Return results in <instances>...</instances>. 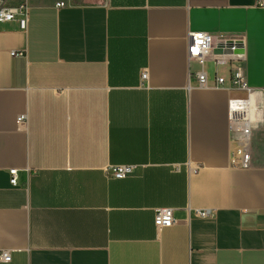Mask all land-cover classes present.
Masks as SVG:
<instances>
[{
    "label": "crops",
    "instance_id": "0c3cea01",
    "mask_svg": "<svg viewBox=\"0 0 264 264\" xmlns=\"http://www.w3.org/2000/svg\"><path fill=\"white\" fill-rule=\"evenodd\" d=\"M29 1L26 30L0 26V264H264V122L251 167H232L236 93L200 88L188 56L192 32L242 39L260 105L264 5ZM160 208L173 226L156 228Z\"/></svg>",
    "mask_w": 264,
    "mask_h": 264
},
{
    "label": "built area",
    "instance_id": "2783aa9c",
    "mask_svg": "<svg viewBox=\"0 0 264 264\" xmlns=\"http://www.w3.org/2000/svg\"><path fill=\"white\" fill-rule=\"evenodd\" d=\"M264 5V0H259ZM65 6L64 3L58 7ZM29 0H0V26L5 23L17 21L21 30H26L30 16ZM14 55V53H13ZM189 60H194L199 65V71L194 76L200 88L222 87L236 93L228 102V119L230 124L231 141L234 145L231 154V166L240 169L251 167L250 144L254 125L264 122V90L262 102H255L254 90L249 86L244 69L246 60V47L242 39L230 38L224 35L214 36L206 32L189 33L188 43ZM212 62L216 67V77L210 80L206 64ZM231 66L229 77L225 78L218 74L222 66ZM148 72L143 71L141 78L146 80ZM229 82V85L227 86ZM26 116L18 118L21 124ZM137 167L134 165H116L106 168L107 175L115 179H124L135 173ZM18 170H10L11 184L18 185ZM201 217H211L213 211L197 210ZM174 214L172 208H160L156 211L154 223L156 228H169L173 226ZM0 260L11 261L8 251L0 253Z\"/></svg>",
    "mask_w": 264,
    "mask_h": 264
},
{
    "label": "rangeland",
    "instance_id": "374dc122",
    "mask_svg": "<svg viewBox=\"0 0 264 264\" xmlns=\"http://www.w3.org/2000/svg\"><path fill=\"white\" fill-rule=\"evenodd\" d=\"M82 1H84V0H82ZM89 1H90V0H89ZM220 70H221V71L225 70V66L220 67Z\"/></svg>",
    "mask_w": 264,
    "mask_h": 264
}]
</instances>
